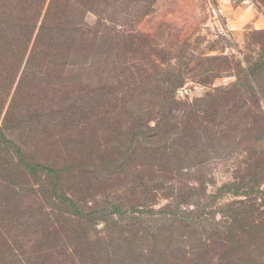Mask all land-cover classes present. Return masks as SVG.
<instances>
[{
    "label": "trees",
    "instance_id": "1",
    "mask_svg": "<svg viewBox=\"0 0 264 264\" xmlns=\"http://www.w3.org/2000/svg\"><path fill=\"white\" fill-rule=\"evenodd\" d=\"M156 1L0 0V264H264V219L196 240L174 233L191 224L172 216L161 229L136 217L119 235L84 236L97 217L118 225L119 191L145 188L144 170L190 168L239 119L264 121V29L241 58L192 66L212 65L197 83L233 81L178 100L181 66L138 28Z\"/></svg>",
    "mask_w": 264,
    "mask_h": 264
},
{
    "label": "rangeland",
    "instance_id": "2",
    "mask_svg": "<svg viewBox=\"0 0 264 264\" xmlns=\"http://www.w3.org/2000/svg\"><path fill=\"white\" fill-rule=\"evenodd\" d=\"M138 28L150 34L164 49L162 57L166 61L181 66L179 72L186 81L175 95L178 100L191 101L210 88L234 80L233 76L222 73L210 85L192 81L193 77L205 74L207 68L209 72L212 66L208 61L201 68H192L194 62L199 57L217 54L241 58L247 43L252 44L251 49H258L255 43L261 38L252 40L248 33L264 29V11L258 8L255 0H157ZM186 63H189L187 68L183 66ZM261 110L260 117L264 116V107ZM242 114L247 121L251 120L248 112H241L240 117ZM242 122L239 119L234 127L226 130L223 143L208 146L207 153L197 161L200 165L195 162L190 168L154 173L156 176L149 168L138 174L144 176L147 185L135 191H119L120 195H125L123 202L126 204L121 208L120 217L114 216L118 218V225L110 227L111 220L97 217L82 225L86 230L84 236H100L106 233V227L107 232L119 235L121 226L136 217L142 226H153V230L167 226L169 223L165 220L172 217L188 221L191 225L187 229L169 226L174 233L193 234L195 240L200 236L222 235L230 232V227L238 229L235 218L263 220L264 121L257 120L258 125L253 129L242 127ZM132 204L140 205L133 208ZM133 228L127 231L132 234Z\"/></svg>",
    "mask_w": 264,
    "mask_h": 264
}]
</instances>
